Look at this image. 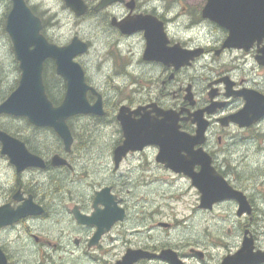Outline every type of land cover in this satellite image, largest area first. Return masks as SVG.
I'll list each match as a JSON object with an SVG mask.
<instances>
[{
    "label": "flooded vegetation",
    "instance_id": "af4514ba",
    "mask_svg": "<svg viewBox=\"0 0 264 264\" xmlns=\"http://www.w3.org/2000/svg\"><path fill=\"white\" fill-rule=\"evenodd\" d=\"M100 1H84L88 11L81 18L96 22L103 35L99 66L102 71L109 67L105 75L112 88L89 85L95 94L86 96L91 106L100 96L103 115L68 118V148L53 129L21 118L32 136H26L27 128L12 136L27 153L22 170L2 154L0 143V208L41 212L0 232L28 242L41 259L35 264L55 256H108L113 260L101 264H117L129 251L146 256L133 264H170L166 251L183 264H222L245 240L253 253L264 252V35H238L233 47H225L230 32L203 17L207 0H119L96 12ZM253 6L264 7V2ZM85 43L88 53L92 46ZM149 48L154 51L147 55ZM170 49L193 59L160 56H169ZM49 65L51 77L63 83L61 98L45 86L58 107L65 85L54 62H45L43 77ZM153 126L159 138L148 142L141 135L153 132ZM125 127L134 136L127 146ZM170 128L172 139L167 138ZM99 131L103 136H97ZM173 155L181 172L170 168ZM191 176H203L204 184L223 190L204 197ZM161 177L187 186L180 193L193 192L185 203L188 215L178 216L183 227H193L194 221L195 230L173 244L170 232L179 225L170 220L175 191L162 187ZM43 223L56 226L57 233ZM139 223L144 231L128 230ZM1 240L7 263L20 264ZM225 240H240V248L218 256Z\"/></svg>",
    "mask_w": 264,
    "mask_h": 264
},
{
    "label": "water",
    "instance_id": "95a60500",
    "mask_svg": "<svg viewBox=\"0 0 264 264\" xmlns=\"http://www.w3.org/2000/svg\"><path fill=\"white\" fill-rule=\"evenodd\" d=\"M63 1L65 7L69 8L76 17H82L88 11L83 0ZM117 1L119 0H101L94 11L102 10ZM262 1L264 2V0H207L203 17L229 30L230 36L225 47L231 48L233 43L238 40V35L245 33L264 35V7L253 6ZM10 2L11 9L6 16L5 32L12 42L21 75L17 87L0 104V116L23 117L35 127L51 128L68 148L71 144V134L66 124L68 118L88 114L103 115L100 96H98L95 104L89 105L86 97L87 92L91 91L95 94V91L86 83L84 71L80 64L75 61L78 56L87 52L88 45L78 37H74L65 46L50 43L41 33L43 29L42 20L32 12L26 1L10 0ZM153 51L154 49L149 48L147 55ZM176 51L170 49L169 56L165 57L161 54L160 56L166 59H176L179 58L177 56L179 54L180 58L185 59L186 62L193 59L190 55L176 54ZM48 60L54 62L56 75L63 79L66 86L64 98L58 107L53 106L45 90L43 68L44 63ZM151 130L153 132L141 135L148 142H153L159 138L156 133L159 128L153 126ZM172 137V128H170L167 138L172 139ZM125 138V146L130 145L134 139L130 127H125ZM161 139L164 140L166 146L173 145L172 140L168 142L165 138ZM0 143L2 154L9 156L12 163L18 166V170H22L19 164L23 160L22 158L27 157L24 145L1 130ZM175 145L178 146V143L176 142ZM186 145L190 148L192 143L186 141ZM12 148H15L16 152ZM168 161L171 169L175 172H181V162L177 155L171 156ZM203 178V176L202 179L191 176L193 184L200 187L204 197L219 194L223 190L219 185L204 184ZM39 212L41 211L35 212L29 207L20 208L16 211L7 207L0 208V228L10 226L22 218L38 215ZM251 246V242L245 240L241 249L234 256L225 258L222 264H264V252L253 253ZM144 257L146 258L145 254L141 252L129 251L117 264H133ZM163 257L170 264H183L172 251H166ZM0 264H8L1 249Z\"/></svg>",
    "mask_w": 264,
    "mask_h": 264
},
{
    "label": "rangeland",
    "instance_id": "374dc122",
    "mask_svg": "<svg viewBox=\"0 0 264 264\" xmlns=\"http://www.w3.org/2000/svg\"><path fill=\"white\" fill-rule=\"evenodd\" d=\"M87 4L95 3L96 0H84ZM27 5L30 8H34L38 15H41L45 22L43 35L47 40L55 45H66L73 37H78L83 42H90L91 49L84 56H81L78 61L84 64L88 81L86 83L97 89L105 91L108 88H112L106 77V70H109L108 66H104L101 70L99 64L103 61L104 43L103 35L100 34L99 28L96 22H93L89 17L77 18L69 8L65 7L63 0H26ZM11 9L10 1L0 0V104L8 97V95L17 87L21 72L19 70V63L16 60L15 53L13 51L12 42L5 32V20L8 12ZM40 18V19H41ZM105 71V72H104ZM52 75V68L49 65L46 69L45 82L48 83L50 93L57 98L62 97L63 83L56 80ZM112 96V94H110ZM27 128L21 118H13L10 116H0V130L11 136H20L21 130L24 131ZM26 136H32V133L26 129ZM90 136H93V131L90 130ZM110 133V131H109ZM48 136L41 134L40 137ZM97 136H103L102 131L97 132ZM160 181L162 187L171 191H175L174 199L170 206L171 222L179 223L170 232L171 244L177 243L179 240L193 235L196 224L194 221L190 222L193 227L181 226V216L179 214L189 213V208H186L188 200L192 197V193H180L178 190L183 191L187 186H183L177 180L161 177ZM154 188V186H153ZM56 220V218H55ZM45 228L53 229L54 225L50 223H43ZM128 230L137 229V231H144L142 224L129 225ZM53 233H57V228L53 229ZM263 238V236H261ZM0 239L2 243H6L11 252L15 251L16 256H13V260H18L20 264H35L41 261V259L30 252V244L25 243L24 240L20 241L15 234L6 235L0 232ZM224 247L218 250V256H222L230 250L240 248V240H225L222 242ZM22 244L25 245V252L22 251ZM239 246V247H238ZM236 251V250H235ZM103 260H113V258L106 256L96 258L92 260L90 257H59L55 256L48 260L46 264H101ZM99 261V262H98ZM190 264H200L197 261L190 260Z\"/></svg>",
    "mask_w": 264,
    "mask_h": 264
},
{
    "label": "trees",
    "instance_id": "16d2710c",
    "mask_svg": "<svg viewBox=\"0 0 264 264\" xmlns=\"http://www.w3.org/2000/svg\"><path fill=\"white\" fill-rule=\"evenodd\" d=\"M32 11H33L36 15H38V14L36 13L35 9L32 8ZM38 16H39V15H38ZM45 80H46V76L44 75V83H45V86H47V90H48L49 93H50V90H49V87H48V83H46ZM56 80H58V79H56ZM58 81H59V80H58ZM50 94H51V93H50Z\"/></svg>",
    "mask_w": 264,
    "mask_h": 264
}]
</instances>
